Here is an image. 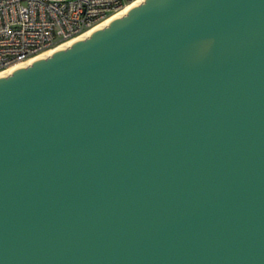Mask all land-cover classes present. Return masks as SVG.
I'll use <instances>...</instances> for the list:
<instances>
[{
    "label": "water",
    "instance_id": "obj_1",
    "mask_svg": "<svg viewBox=\"0 0 264 264\" xmlns=\"http://www.w3.org/2000/svg\"><path fill=\"white\" fill-rule=\"evenodd\" d=\"M0 264H264V0H137L0 72Z\"/></svg>",
    "mask_w": 264,
    "mask_h": 264
},
{
    "label": "built area",
    "instance_id": "obj_2",
    "mask_svg": "<svg viewBox=\"0 0 264 264\" xmlns=\"http://www.w3.org/2000/svg\"><path fill=\"white\" fill-rule=\"evenodd\" d=\"M132 0H0V72L99 26Z\"/></svg>",
    "mask_w": 264,
    "mask_h": 264
},
{
    "label": "bare ground",
    "instance_id": "obj_3",
    "mask_svg": "<svg viewBox=\"0 0 264 264\" xmlns=\"http://www.w3.org/2000/svg\"><path fill=\"white\" fill-rule=\"evenodd\" d=\"M136 1H137V0H135V1L132 2V3H129V4H128L126 7H124L120 12H122V11L125 10L127 7H129V6H131L132 4H134ZM120 12H118V13H120ZM118 13H117V14H118ZM117 14H115V15H117ZM115 15H114V16H115ZM114 16H112V17H114ZM110 18H111V17H110ZM110 18H108V19H110ZM108 19H107V20H108ZM107 20H105V21H107ZM105 21H104V22H105ZM102 23H103V22H102ZM102 23H101V24H102ZM99 25H100V24H99Z\"/></svg>",
    "mask_w": 264,
    "mask_h": 264
},
{
    "label": "rangeland",
    "instance_id": "obj_4",
    "mask_svg": "<svg viewBox=\"0 0 264 264\" xmlns=\"http://www.w3.org/2000/svg\"><path fill=\"white\" fill-rule=\"evenodd\" d=\"M134 1H135V0H132V2H134ZM132 2H131V3H132Z\"/></svg>",
    "mask_w": 264,
    "mask_h": 264
}]
</instances>
